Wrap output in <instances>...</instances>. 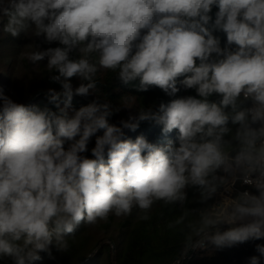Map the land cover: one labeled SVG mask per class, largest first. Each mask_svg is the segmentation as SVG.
<instances>
[{
  "label": "clouds",
  "instance_id": "1",
  "mask_svg": "<svg viewBox=\"0 0 264 264\" xmlns=\"http://www.w3.org/2000/svg\"><path fill=\"white\" fill-rule=\"evenodd\" d=\"M0 26L58 45L28 44L21 57L37 69L46 60L62 89L46 94L55 111L0 90V261L34 264L67 251L81 224L148 221L157 205L178 209L166 222L183 237L175 264L264 239V0H0ZM108 73L172 99L144 107L123 96L138 111L119 126L110 118L120 107L74 108ZM181 89L195 95L176 98ZM142 122L176 140L125 138ZM256 252L249 264L264 244Z\"/></svg>",
  "mask_w": 264,
  "mask_h": 264
},
{
  "label": "trees",
  "instance_id": "2",
  "mask_svg": "<svg viewBox=\"0 0 264 264\" xmlns=\"http://www.w3.org/2000/svg\"><path fill=\"white\" fill-rule=\"evenodd\" d=\"M216 9L213 10L215 12ZM2 27V26H0ZM221 37L222 44L226 37L222 33H216ZM28 44H37L41 48L55 47L57 44L48 45L41 38H34L21 34L12 37L10 34L0 32V90L17 103L26 106L37 105L41 108L48 107L55 111V105L50 104L47 98L48 89L62 91L58 83L50 80V73L44 68L46 60L41 62L37 69L25 58L21 57L22 51ZM75 55V53L73 54ZM55 74V73H53ZM114 73L98 77L97 92L88 96H74L73 107L78 109L86 106L93 100L101 103H110L113 107H120L121 111L110 118V123L117 124L122 119H128L130 115H136L138 105L131 108L121 106V98L132 95L139 98V103L144 107L156 106L161 102L167 103L172 97L166 96L159 88H151L147 92H137L131 82L127 85L117 79ZM74 87L79 86L80 81L72 79ZM195 95L194 90L181 89L177 97ZM213 99H216L213 97ZM62 106V105H61ZM98 133L97 135H100ZM143 135L154 144L163 145L168 140H176V131L167 135L162 133L161 127L148 122H142L140 127L132 132L125 130V138L135 140L137 136ZM95 145V137L89 144L87 155L91 157L90 149ZM194 193L189 191V198ZM189 207H197L190 204ZM165 215L162 217L161 212ZM167 209L163 210L161 205L154 207L151 219L148 221H137L135 213L130 217L116 218L110 216L107 222H100L95 227L84 224L74 233L75 239L69 237V249L57 251L52 249V256L41 253V259L34 264H175L179 258L182 247V234L178 230H169L166 222L170 215ZM264 244V239L250 241L233 248L224 250H197L185 264H249V258L259 253L256 245ZM0 264H12L11 260L0 261ZM260 264H264L261 257Z\"/></svg>",
  "mask_w": 264,
  "mask_h": 264
},
{
  "label": "built area",
  "instance_id": "3",
  "mask_svg": "<svg viewBox=\"0 0 264 264\" xmlns=\"http://www.w3.org/2000/svg\"><path fill=\"white\" fill-rule=\"evenodd\" d=\"M237 188H241L242 190H248V186H241L240 184H237ZM192 254L193 252H190L188 257L181 259L180 264H185Z\"/></svg>",
  "mask_w": 264,
  "mask_h": 264
},
{
  "label": "rangeland",
  "instance_id": "4",
  "mask_svg": "<svg viewBox=\"0 0 264 264\" xmlns=\"http://www.w3.org/2000/svg\"><path fill=\"white\" fill-rule=\"evenodd\" d=\"M207 250H209V251H211V250H212V251H213V250H215V249H213V248H211V247H210V248H208Z\"/></svg>",
  "mask_w": 264,
  "mask_h": 264
}]
</instances>
